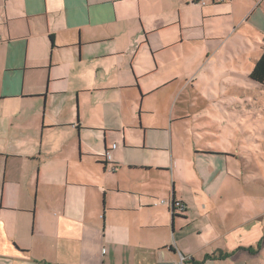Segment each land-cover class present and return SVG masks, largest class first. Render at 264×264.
Masks as SVG:
<instances>
[{
  "label": "crops",
  "instance_id": "0c3cea01",
  "mask_svg": "<svg viewBox=\"0 0 264 264\" xmlns=\"http://www.w3.org/2000/svg\"><path fill=\"white\" fill-rule=\"evenodd\" d=\"M251 32L264 0H0V264H264L233 144L182 142L191 101H232ZM131 133L165 154L119 166Z\"/></svg>",
  "mask_w": 264,
  "mask_h": 264
},
{
  "label": "rangeland",
  "instance_id": "374dc122",
  "mask_svg": "<svg viewBox=\"0 0 264 264\" xmlns=\"http://www.w3.org/2000/svg\"><path fill=\"white\" fill-rule=\"evenodd\" d=\"M249 34L254 37L251 39L250 36H246L252 49L242 53L241 61L237 65L233 64L235 80H233L232 101L230 104L226 103L225 98L220 96L214 102L203 103L199 98L191 101L192 107H188L190 117L185 122L194 129L193 133L197 138L191 135L187 139L183 137L182 141L184 144L189 141L213 144L216 140H227L233 144V192L235 193L233 205H243L246 211L264 205V190L261 188V185L264 187V86L246 77L250 71L246 67L252 68L253 58L259 57L257 50L263 48L264 34L253 32ZM234 42L233 38V44ZM220 91L225 90L219 87L214 89L217 96ZM183 101L184 98L180 97L175 108L182 105ZM186 104L189 106L188 103ZM157 106L159 103H150V107L158 111ZM150 134H153L156 144L163 142L160 132L148 131V136ZM210 135L217 136L213 138ZM130 136L133 137L135 145L125 150L124 155L119 152L121 154L119 166L121 162H153L154 158L165 154V151L160 149H152L148 139L146 142L143 140L142 144V140L138 143V135L134 136L131 133ZM129 166L118 168L116 173L109 175L110 179L126 181L129 185L133 173L128 169ZM169 188L171 190V187Z\"/></svg>",
  "mask_w": 264,
  "mask_h": 264
},
{
  "label": "trees",
  "instance_id": "16d2710c",
  "mask_svg": "<svg viewBox=\"0 0 264 264\" xmlns=\"http://www.w3.org/2000/svg\"><path fill=\"white\" fill-rule=\"evenodd\" d=\"M248 78L260 86H264V50L260 57L255 61ZM172 209L174 210L175 207Z\"/></svg>",
  "mask_w": 264,
  "mask_h": 264
},
{
  "label": "built area",
  "instance_id": "2783aa9c",
  "mask_svg": "<svg viewBox=\"0 0 264 264\" xmlns=\"http://www.w3.org/2000/svg\"><path fill=\"white\" fill-rule=\"evenodd\" d=\"M217 1H223V0H217ZM116 144H112L109 148H107L104 153V160L109 161L111 159V151L116 148ZM175 207L176 210L182 211L184 209V205L180 201H172V208ZM192 256L191 255H179V264H186L188 260H191Z\"/></svg>",
  "mask_w": 264,
  "mask_h": 264
},
{
  "label": "water",
  "instance_id": "95a60500",
  "mask_svg": "<svg viewBox=\"0 0 264 264\" xmlns=\"http://www.w3.org/2000/svg\"><path fill=\"white\" fill-rule=\"evenodd\" d=\"M170 208L172 209V202L170 203ZM158 264H174L173 262H160Z\"/></svg>",
  "mask_w": 264,
  "mask_h": 264
}]
</instances>
